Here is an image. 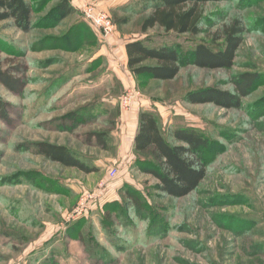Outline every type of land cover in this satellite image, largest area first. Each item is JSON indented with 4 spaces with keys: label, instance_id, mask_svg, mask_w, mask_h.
Returning <instances> with one entry per match:
<instances>
[{
    "label": "rangeland",
    "instance_id": "rangeland-1",
    "mask_svg": "<svg viewBox=\"0 0 264 264\" xmlns=\"http://www.w3.org/2000/svg\"><path fill=\"white\" fill-rule=\"evenodd\" d=\"M28 1L30 29L0 22L3 68L23 84L19 94L0 84L9 119L0 111V264H264V0L204 5L196 37L143 34L142 0H69V17L57 14L60 0ZM90 6L115 24L108 38L86 18ZM234 23L243 41L230 69L189 65L159 81L128 68L130 41L190 56L201 43L222 49ZM246 75L257 79L241 97ZM207 89L241 97L239 107L190 102ZM144 110L166 138L190 128L209 139L206 178L189 196H165L142 171L153 161L134 151ZM41 142L66 146L97 171L51 162Z\"/></svg>",
    "mask_w": 264,
    "mask_h": 264
},
{
    "label": "trees",
    "instance_id": "trees-1",
    "mask_svg": "<svg viewBox=\"0 0 264 264\" xmlns=\"http://www.w3.org/2000/svg\"><path fill=\"white\" fill-rule=\"evenodd\" d=\"M231 0H142L139 4L141 14H146L141 31L159 28L166 33L177 35L199 36L205 23L202 7L208 3H224ZM57 14L69 17L75 8L69 0H60L56 8ZM33 6L28 0H0V22L13 20L22 30L32 25ZM222 49L216 51L201 43L195 47L190 56L170 46L151 47L143 40H133L125 45L127 64L135 77L148 76L159 81L175 80L183 67L194 65L197 68L218 70L230 69L243 41V29L234 23L225 30ZM220 40V39H219ZM1 48V47H0ZM153 62V65H147ZM239 83L241 97H245L255 81L256 76H242ZM0 84L12 92L21 93L22 81L3 68L0 51ZM241 97H234L228 92L207 89L193 94L190 102L215 103L225 108L239 107ZM8 105L0 95V111L3 119L9 122ZM97 141L105 146L104 134H94ZM38 151L51 162L67 168H75L90 174L97 171L89 167L63 145L41 142ZM211 148V143L204 133L196 129L177 128L168 133L166 138L156 115L151 111H141L138 118L134 151L139 155H149L148 162L142 171L151 175L158 183L159 190L167 197L184 198L197 190L207 175V166L203 152ZM132 202L136 198L130 196ZM138 204V203H136Z\"/></svg>",
    "mask_w": 264,
    "mask_h": 264
},
{
    "label": "built area",
    "instance_id": "built-area-1",
    "mask_svg": "<svg viewBox=\"0 0 264 264\" xmlns=\"http://www.w3.org/2000/svg\"><path fill=\"white\" fill-rule=\"evenodd\" d=\"M84 13L86 18L100 31L103 36L108 38L115 32V24L113 23L110 16L106 13L96 12L94 6L86 7L84 9ZM131 103V98L126 100V105L129 106ZM118 174V170L113 169L110 172V178H116ZM84 210V204H82V208H78L75 212L81 213Z\"/></svg>",
    "mask_w": 264,
    "mask_h": 264
},
{
    "label": "crops",
    "instance_id": "crops-1",
    "mask_svg": "<svg viewBox=\"0 0 264 264\" xmlns=\"http://www.w3.org/2000/svg\"><path fill=\"white\" fill-rule=\"evenodd\" d=\"M136 127H138V123H137V126Z\"/></svg>",
    "mask_w": 264,
    "mask_h": 264
}]
</instances>
